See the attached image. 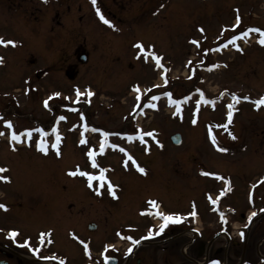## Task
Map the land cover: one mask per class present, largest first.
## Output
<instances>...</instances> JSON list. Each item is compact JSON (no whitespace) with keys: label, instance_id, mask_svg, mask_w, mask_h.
<instances>
[{"label":"rangeland","instance_id":"rangeland-1","mask_svg":"<svg viewBox=\"0 0 264 264\" xmlns=\"http://www.w3.org/2000/svg\"><path fill=\"white\" fill-rule=\"evenodd\" d=\"M29 1L14 15L13 22L19 24L15 26L13 11L0 0V34L16 42L0 45V132L4 133L0 167L9 177L0 183L15 185L20 196V205L11 202L8 211L0 214L7 234L29 236L49 225L51 203L46 190L54 184L88 183L82 172L96 177L105 172L106 180L96 179L85 187L81 210L86 220L99 225L100 236L109 230L120 236L148 234L160 221L156 211L187 215L190 202L220 190L217 176L229 174L233 184L241 183L245 199L244 193L264 192V105L255 104L264 96V45L259 43L264 36V0H96L95 5L92 0ZM237 16L241 22L232 27ZM233 35L238 37L234 44ZM77 49L87 54L84 62L77 60ZM153 53L162 58L163 69L156 66ZM75 73L77 77L71 79ZM72 84L96 89L99 99L85 107L68 102L61 108V95L44 107V99L53 92L66 94ZM166 92L182 101L180 112ZM232 93L249 99H240L238 106ZM201 95L214 103L197 105ZM152 96L159 99L151 101ZM149 102L157 108L148 107ZM228 104L236 109L231 122ZM48 126L50 140L44 137L48 129L43 128ZM53 128L61 137L60 156L52 147L57 134ZM26 129H33L31 139L23 135L19 141L11 140L13 131L19 134ZM149 131L155 138L145 136L142 142L138 133ZM104 132L109 133L108 143L101 152ZM174 133L181 137L178 145L170 140ZM232 135L245 142L220 151L225 147L219 140H233ZM40 139L46 141L47 153L36 147ZM81 139L86 143L81 144ZM89 150L96 153L97 167L87 155ZM231 162L236 163L234 168ZM137 165L145 172H139ZM77 168L76 176L69 175ZM109 181L115 197L107 190ZM93 188L100 195L94 205ZM234 192L224 203L233 201ZM215 196L219 201L220 196Z\"/></svg>","mask_w":264,"mask_h":264},{"label":"flooded vegetation","instance_id":"flooded-vegetation-1","mask_svg":"<svg viewBox=\"0 0 264 264\" xmlns=\"http://www.w3.org/2000/svg\"><path fill=\"white\" fill-rule=\"evenodd\" d=\"M4 1L8 4L7 8L14 13L11 17L12 22L14 15L17 16L22 10L20 5L28 6L27 2H31ZM0 37L11 38L4 33H1ZM76 52L79 53L76 56L77 60L82 54H86L82 49H77ZM75 77L77 73L71 79ZM77 88L83 94L79 99L76 95ZM89 90L94 95L88 96ZM60 93L63 97L60 99L64 103L73 102L84 107L94 104L95 99L100 97L96 89L83 88L79 84H72L66 94L63 91ZM219 141L225 148L236 143L235 148L245 142L240 135L233 140ZM235 164V162L230 163L232 168ZM251 168L253 169L254 165ZM227 170L229 171L230 167ZM233 174L238 181V173ZM222 176L224 179H219L222 189L220 187L215 194L209 192L207 196L212 199H208L204 194L201 199L190 202L188 214L182 212L180 222L170 223L163 232H159V225L162 222L159 218L160 221L156 226L152 224L154 228L152 232L159 234L151 236L142 232L120 236L114 230L105 231L107 233L103 232L100 236L99 225L95 221L86 220L81 211L82 202L84 198L86 199L83 194L85 187H89L88 183L54 184L46 190L47 201L51 203L49 225L28 233L29 236L17 234L11 237L1 220L0 264H61V262L63 264H164V261L167 264H211L213 260L219 261V264H264V192L260 196L244 193L245 199L242 195L244 189L242 184H233V177L229 174ZM97 190L99 189L90 190L92 205L99 202L100 195ZM231 191L235 192L232 195L233 201L228 205L224 202ZM215 195L220 196L219 201ZM213 198L217 201L215 206H211ZM19 199L18 188L15 185L10 182L0 183V203L6 206L0 209V214L5 209L8 211L11 202L19 204ZM192 212L196 214L190 215ZM210 213L213 215L212 218H209ZM221 213L224 214L225 221L221 220ZM252 213L256 215L249 221L248 217ZM41 234H44L43 240L40 239ZM184 235H187V238ZM25 240L29 241L28 245L24 244ZM136 240L140 242L134 243ZM81 241L84 243L82 244ZM129 248L132 249L131 252L128 251ZM45 257L47 259H44Z\"/></svg>","mask_w":264,"mask_h":264},{"label":"snow or ice","instance_id":"snow-or-ice-1","mask_svg":"<svg viewBox=\"0 0 264 264\" xmlns=\"http://www.w3.org/2000/svg\"><path fill=\"white\" fill-rule=\"evenodd\" d=\"M92 3L95 5L96 0H92ZM99 11H100V10L97 8V13H99ZM100 18H101V20H104V22H105L106 24H111V21L105 19V17H104L103 15H101ZM240 22H241V21H240V17L237 16V18H236V24L232 25V27H236V25L240 24ZM200 31L203 32L204 29L201 28ZM250 31H251V30H250ZM255 31L259 33V32L261 31V29H260V28H256ZM241 35H242V36H246L247 33H246V32H241ZM237 39H238V37H236L235 35H233L232 38H231V43L234 44L235 41H236ZM15 43H16V42L13 41V40H11V39L5 40L4 38L0 37V44H3V45H14ZM194 43H196V42L194 41ZM259 43H260L261 45H264V36L261 37ZM138 47H139L141 50L143 49V45H138ZM237 47H239V46H237ZM152 56H153V58L155 59L156 66H157L158 68L163 69V68H164V65L161 63V59H162V58H161L159 55H156L155 53H153ZM0 63H3V58H0ZM189 63H191V62H189ZM211 67H212V68H215V67H217V65L213 64V65H211ZM165 71H167V69H165ZM164 83H165V84L168 83L167 78H165ZM26 91H27V89H26ZM135 91H136V92H139L140 89H139L138 87H136V88H135ZM198 91H199V90H198ZM223 94H224V93H221V95H223ZM60 95H61V94H60L59 92H53L48 98H46V99L43 100V105H44V107H45V108H48V107H49V101L52 100L53 97H59ZM76 95H77V98H78V99L81 97V95H83V94L80 92L79 88L76 89ZM87 95H88V96H92V95H94V94L89 90L88 93H87ZM164 95H166L167 97H169V103H170V104L176 106V112H180V111H181V109H180V104L182 103V101L171 99V96H172V93H171V92H166V93H164ZM232 98H233V100H235V101H239L240 99H243V100L246 101V100L249 99V96L245 95V96L241 97V96L236 95V93H232ZM66 99H67V98H66ZM136 99H137V100H140V97L137 96ZM145 99H146V98H145ZM158 99H159L158 96H152V97H151V101H156V100H158ZM185 99H188V97H185ZM201 101H203L204 103H214V101H207V100H204L203 95H201V100H197V101H196L197 105H199V104L201 103ZM255 104H256V107H257V108H259L261 105H264V96H262L260 99H258L257 101H255ZM148 107L155 109V108H157V105H156L155 103H151V102H149ZM227 108H228V111H227V118H228L229 122H231V121H232V118H233L234 105H233V104H228V105H227ZM59 119H60V120H64L65 117H64V116H60ZM3 122L7 125L8 128H12V127H13L12 122H11L10 120H4ZM192 123H193V124L197 123L196 119H193V120H192ZM85 127L87 128V125H86ZM35 131L43 133V129H35ZM92 131H99V130L93 128ZM32 132H33V129H26L24 132H20L19 134H18L16 131H13V132L11 133V140H12V141H19V140L21 139V136H23V135H27V136L29 137V139H31V138H32ZM53 132H57V130H56L55 128H53ZM2 135H4V133H3V132H0V136H2ZM138 135H139V137H140V139H141L142 142H146V141H144V137H145V136L155 138V137H154V132H152V131H149V132H147V133L140 132V133H138ZM230 135H231V134H230ZM103 136H104V139L102 140V142H101L100 145H99V148H100V151H101V152L104 151V149H105V147H106V145H107V143H108V141H107V137L109 136V133H108V132H104ZM127 138H128L129 140L134 139V137H132V136H128ZM232 138H233V139H236V137H235L234 135H232ZM60 140H61V137H60L59 133L57 132V134H56V143H55V144H52V147H53V148H56V155H57V156H60V155H61V152H60V150H59V148H58V144H59ZM157 142H158V141H157ZM212 142H213L214 144L217 143V140H216V138H215L214 136H213V138H212ZM80 143H81V144H85L86 141H85L84 139H81V140H80ZM36 147H37L40 151H42V152H44V153H47V151H48V148L46 147V141H45L44 139H40L39 141H37V143H36ZM112 147H116V145H112ZM219 150L222 151V152H226L228 149H227V148H220ZM120 151H121V152H125V149L121 148ZM87 155H88L89 157H92V158H93V167H97L96 161H95V159H94V157L96 156V153H95L94 151H92V150H89L88 153H87ZM131 159H132V157L129 156V157H128V160H131ZM125 166H127V162H125ZM137 168H138V171H139V172H141V173H144V172H145V169H144L143 167H140L139 165H137ZM6 171H7L6 168H4V167H0V173H4V172H6ZM78 171H79L78 168H77L76 171H71V170H70V171H69V175H71V176H76ZM203 174H204L205 176H216V175H217L216 173H211V172H204ZM80 175H82V176H87L89 187H91V185H92V181H93V180H96V179H99V180H101V181L106 180V177H105V175H104V170H101V174H100L99 177H96V176H94V175H91L90 173H87V172H82V173H80ZM217 178H218V179H221V180L224 179L223 176H217ZM8 179H9L8 176L0 175V180L7 181ZM114 187H115V186L112 185V183L109 181V182H108V185H107V190L109 191V193H110L112 196L115 197V196H116V192L113 190ZM97 191H99V190H97ZM221 195H223V192L221 193ZM209 199H211V197H209ZM148 203H149L150 205H152L153 207H157V208L159 207V206L157 205V202H156L155 200H149ZM212 203H213V204H216L217 201H216V200H212ZM4 208H6V206H5L4 204L0 203V209H4ZM195 214H196L195 212L190 213V215H193V216H194ZM255 215H256V213H252V214L248 217L249 221H251V220H252V217L255 216ZM155 216H157L158 218H160L161 221H162V222L160 223V225H159V232H163L164 229H165L170 223H178V222H180V220H181V216H180L179 214H166V213H164V212H162V211H156V212H155ZM220 218H221L222 221H225V216H224L223 213H221ZM245 227H247V225H245ZM153 234H159V233H158V232H157V233H153L152 231H149V233H148L149 236H151V235H153ZM9 235H10L11 237H15V236L17 235V232H16V231H11V232L9 233ZM243 235H244V233H243V231H242V232H241V236L243 237ZM40 239H41V240L44 239V234H41ZM129 239H131V238H129ZM139 242H140L139 240L134 241V243H136V244H138ZM81 243L83 244L84 242L81 241ZM24 244H25V245H28V244H29V241H28V240H25V241H24ZM85 250L87 251V245H85ZM34 251H36V250L34 249ZM128 251L131 252L132 249L129 248ZM44 259H47V258L45 257ZM61 264H63V262H61ZM211 264H219V261L213 260V261L211 262Z\"/></svg>","mask_w":264,"mask_h":264},{"label":"water","instance_id":"water-1","mask_svg":"<svg viewBox=\"0 0 264 264\" xmlns=\"http://www.w3.org/2000/svg\"><path fill=\"white\" fill-rule=\"evenodd\" d=\"M79 60L81 61V62H84L86 59H85V55L83 54L82 56H80L79 57ZM170 140H171V142L172 143H174V144H179L180 143V141H181V137H180V135L178 134V133H175V134H172L171 136H170ZM201 254V252H199V255Z\"/></svg>","mask_w":264,"mask_h":264}]
</instances>
